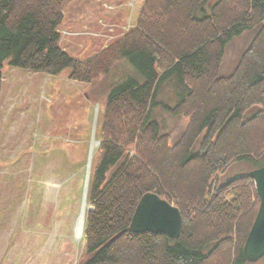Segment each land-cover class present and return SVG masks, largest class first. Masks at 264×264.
I'll return each instance as SVG.
<instances>
[{
  "label": "trees",
  "instance_id": "16d2710c",
  "mask_svg": "<svg viewBox=\"0 0 264 264\" xmlns=\"http://www.w3.org/2000/svg\"><path fill=\"white\" fill-rule=\"evenodd\" d=\"M69 2L0 0V84L6 61L48 76L69 69L70 80L90 84L106 75L110 50L143 79L127 78L106 96L80 264H245L242 225L250 212L252 223L251 199L258 202L249 193L252 180L245 175L217 185L207 204L203 197L209 178L231 161L264 168V0H216L207 9L208 0H147L136 29L84 64L58 46L56 30ZM252 30L256 37L234 72L217 79L223 48ZM163 85L176 94L177 107L169 113L182 112L178 107L190 98L195 114L186 137L169 150L153 114L158 107L168 111L157 100ZM253 107L258 111L246 118ZM200 129L205 135L192 154L191 137ZM146 193L176 203V240L131 232L134 209Z\"/></svg>",
  "mask_w": 264,
  "mask_h": 264
},
{
  "label": "rangeland",
  "instance_id": "374dc122",
  "mask_svg": "<svg viewBox=\"0 0 264 264\" xmlns=\"http://www.w3.org/2000/svg\"><path fill=\"white\" fill-rule=\"evenodd\" d=\"M146 2L70 0L61 11L62 20L56 30L59 48L79 63L91 61L136 29ZM215 2L208 0L205 9ZM255 37L256 30L244 32L223 48L216 71L217 79H226L234 72ZM110 51L113 53L109 56L111 62L106 75L98 76L90 84L70 80L69 69L57 76H48L11 68L7 61L2 65L0 264H80L84 259V235L78 244L73 229L87 175L90 141L94 138L97 144L91 157V171L99 146L95 136L96 127L100 123L109 90L127 78L140 83L143 81L127 60L113 58L115 51ZM157 98L168 110L161 107L154 110L159 135L167 139L168 150L173 149L192 128L195 114L190 105L191 99H186L178 107L182 112L172 115L169 112L177 107L174 89L170 85H163ZM256 111L258 107L250 108L245 117H251ZM205 131L200 129L192 134L193 141L189 148L192 154L198 152ZM252 170L256 169L245 161L229 162L206 183L203 197L206 204L217 185L248 176ZM47 184H57L59 187L49 194ZM207 188H210L209 195ZM253 192L256 193L255 186L249 191L250 194ZM169 201L166 202L171 206L176 204L172 198ZM258 206L259 199L257 203L251 199V207H254L252 223L250 212L248 220L246 218L242 225L246 236ZM166 238L172 241L177 239ZM231 255L234 256V250ZM245 262L264 264V257L254 263Z\"/></svg>",
  "mask_w": 264,
  "mask_h": 264
},
{
  "label": "water",
  "instance_id": "95a60500",
  "mask_svg": "<svg viewBox=\"0 0 264 264\" xmlns=\"http://www.w3.org/2000/svg\"><path fill=\"white\" fill-rule=\"evenodd\" d=\"M89 171L90 166L87 170L88 179ZM248 177L254 183L259 206L244 242L243 255L247 262L254 263L264 257V168L252 170ZM180 225L181 217L177 208L154 194L146 193L134 209L130 230L133 233H158L174 239L179 234Z\"/></svg>",
  "mask_w": 264,
  "mask_h": 264
},
{
  "label": "bare ground",
  "instance_id": "6f19581e",
  "mask_svg": "<svg viewBox=\"0 0 264 264\" xmlns=\"http://www.w3.org/2000/svg\"><path fill=\"white\" fill-rule=\"evenodd\" d=\"M96 145L97 144L94 138H92L90 141V145H89L87 170L89 169V166L91 163V157H92V154H93V151ZM87 170H86V173H87ZM88 180H89L88 176L86 175V180H85L83 191H82L80 210H79V214H78V217H77L74 229H73V234L78 244L82 240V236H83V226H84V220H85L86 208H87L86 195H87V190H88ZM58 187L59 186L57 184H47L49 194L55 189H57ZM48 198H50V196Z\"/></svg>",
  "mask_w": 264,
  "mask_h": 264
}]
</instances>
